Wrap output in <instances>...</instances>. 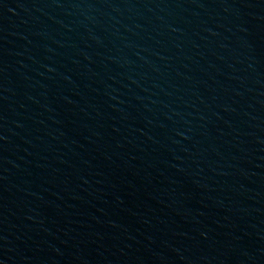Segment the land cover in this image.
<instances>
[{
  "label": "water",
  "instance_id": "1",
  "mask_svg": "<svg viewBox=\"0 0 264 264\" xmlns=\"http://www.w3.org/2000/svg\"><path fill=\"white\" fill-rule=\"evenodd\" d=\"M0 264H264V0H0Z\"/></svg>",
  "mask_w": 264,
  "mask_h": 264
}]
</instances>
